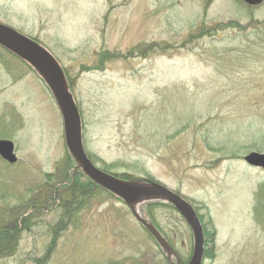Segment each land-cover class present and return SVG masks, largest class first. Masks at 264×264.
<instances>
[{
    "label": "rangeland",
    "instance_id": "rangeland-1",
    "mask_svg": "<svg viewBox=\"0 0 264 264\" xmlns=\"http://www.w3.org/2000/svg\"><path fill=\"white\" fill-rule=\"evenodd\" d=\"M0 22L62 66L96 167L187 200L209 234L202 264H264V172L243 159L264 151V0H0ZM0 139L17 157L0 158V229L31 217L0 264L188 263L189 226L171 205L149 207L156 201L137 209L170 261L106 193L89 191L50 233L81 170L50 90L1 46Z\"/></svg>",
    "mask_w": 264,
    "mask_h": 264
},
{
    "label": "water",
    "instance_id": "water-1",
    "mask_svg": "<svg viewBox=\"0 0 264 264\" xmlns=\"http://www.w3.org/2000/svg\"><path fill=\"white\" fill-rule=\"evenodd\" d=\"M248 5H257L262 0H239ZM0 46L27 63L42 78L60 111L67 151L77 168L95 185L100 186L128 205L137 220L146 228L170 261L176 254L155 226L138 212V205L146 201H160L173 206L189 226L193 246L187 264H202L204 255V231L193 206L180 194L159 183H143L125 180L96 167L86 154L79 109L69 90L64 70L57 59L36 40L0 22ZM0 158L12 164L16 162L15 145L9 139H0ZM244 161L264 172V151H251L243 156ZM136 207V208H135ZM176 257V256H175ZM177 263L180 264L177 259Z\"/></svg>",
    "mask_w": 264,
    "mask_h": 264
},
{
    "label": "trees",
    "instance_id": "trees-1",
    "mask_svg": "<svg viewBox=\"0 0 264 264\" xmlns=\"http://www.w3.org/2000/svg\"><path fill=\"white\" fill-rule=\"evenodd\" d=\"M70 162L73 163L72 159L69 157ZM107 171V170H104ZM108 172V171H107ZM79 178L74 179L73 181H70L67 178V184H64V189L66 190V193L69 198L63 201L61 205V210H62V219L59 220V222L54 225L51 228L50 233L55 234L58 231L62 230L65 228V226L69 223V219L72 218L73 213L77 208H82L81 204L83 203L80 200L82 199L85 201V198H82V196H87L89 191H92L93 193H98L101 192L103 194H108L113 196L110 192L104 190L98 185H95L93 182H91L85 175L81 174V171L78 172ZM116 175V174H115ZM122 176V175H120ZM86 179V181H85ZM84 184H87L89 187H82ZM157 204H162V205H170L168 203H163V202H154V203H149V207L152 205H157ZM145 213L147 214L146 210ZM146 216V215H145ZM149 216V215H148ZM151 219V217H149ZM30 219L31 217H23L21 219L20 224H15L14 226L11 227H6V229H0V258L7 257L13 255L15 249V243H16V237L18 233H20V230L26 229L30 227ZM204 231V255L203 257L208 256V236L209 234L203 229Z\"/></svg>",
    "mask_w": 264,
    "mask_h": 264
},
{
    "label": "bare ground",
    "instance_id": "bare-ground-1",
    "mask_svg": "<svg viewBox=\"0 0 264 264\" xmlns=\"http://www.w3.org/2000/svg\"><path fill=\"white\" fill-rule=\"evenodd\" d=\"M136 208V207H135Z\"/></svg>",
    "mask_w": 264,
    "mask_h": 264
}]
</instances>
